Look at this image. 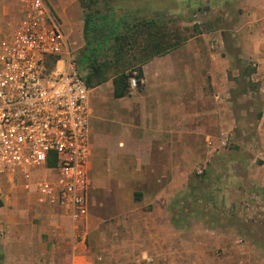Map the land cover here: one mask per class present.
Wrapping results in <instances>:
<instances>
[{
    "label": "crops",
    "instance_id": "0c3cea01",
    "mask_svg": "<svg viewBox=\"0 0 264 264\" xmlns=\"http://www.w3.org/2000/svg\"><path fill=\"white\" fill-rule=\"evenodd\" d=\"M44 1L66 39L77 36L83 44L79 0ZM233 2L241 20L236 44L228 36L225 40L221 29L200 32L126 76L88 87V214L78 227L119 236L114 258H125L121 264L127 258L136 263L133 259L140 256L148 257L147 264H264V174L248 199L235 201L239 191L234 188L228 201L211 203L221 210L210 213L219 215L216 227L201 213L210 203L179 200L189 193L187 185L200 159L187 140H210L218 131L228 136L235 124L228 100L234 91V57L228 45L254 62L256 73L247 81L257 83L264 115V0ZM20 12L19 0H0L1 25L12 18L18 22ZM13 27L0 29L8 32ZM261 121L264 131V118ZM262 134L258 140H263ZM240 158L236 160L243 162ZM0 198L5 264L12 250L16 264L39 255L42 264H84L81 243L64 242L61 210L40 202L34 189L25 190L20 176L0 174ZM97 209L96 217L92 210ZM140 232L147 237L139 244ZM237 236L240 245L234 244Z\"/></svg>",
    "mask_w": 264,
    "mask_h": 264
},
{
    "label": "built area",
    "instance_id": "2783aa9c",
    "mask_svg": "<svg viewBox=\"0 0 264 264\" xmlns=\"http://www.w3.org/2000/svg\"><path fill=\"white\" fill-rule=\"evenodd\" d=\"M19 1L18 22L0 29V174L20 176L74 229L88 214L89 88L45 1Z\"/></svg>",
    "mask_w": 264,
    "mask_h": 264
},
{
    "label": "rangeland",
    "instance_id": "374dc122",
    "mask_svg": "<svg viewBox=\"0 0 264 264\" xmlns=\"http://www.w3.org/2000/svg\"><path fill=\"white\" fill-rule=\"evenodd\" d=\"M211 1L212 0H149L147 5L149 9L146 11H154L160 15L165 14V20L168 18L173 20L177 19L169 23L168 26L170 29L175 27L182 28L187 36H194L198 35L200 32L207 33L209 31H217L216 33H218L221 29L223 30L222 33L224 37L226 36L224 39L228 41L230 38V40L232 39L234 44H236V38L241 37V35L237 33V27L240 26L241 20L240 17L235 16L236 7L233 0H215V3L214 1L212 2L214 4H211ZM130 2L131 0H123L122 7L126 8L130 5ZM134 4L138 5L139 0H134ZM179 5L182 6L180 14ZM237 5L238 2L236 6ZM177 7H179L178 10H176ZM160 10L164 11V13L160 12ZM237 12L239 14L242 13L241 9H238ZM9 20L3 25L0 24V27H3V29L11 28L17 22V19L13 20L12 18ZM79 40L80 38L77 36L69 41L67 40L69 50L75 59L78 56L80 48L83 46L82 42L80 43ZM228 50L234 57V91L228 100L232 104L231 109L233 111L235 124L229 134L228 132L223 133L228 134L226 140H223L224 136L219 131L216 136H211L210 140H187L190 150H195L200 159L187 185L189 193L179 198V200L184 199L187 201L195 198L197 200L200 199L203 203H210V205H206L205 203L208 207L202 208L201 213L208 217L206 222L213 224L215 227L219 224V215L217 218V216L211 215L210 213L216 211L219 213L221 210L219 208L213 209L211 203L228 201L229 198H232L230 195L233 194H231V192L234 188L236 191H239L237 194H234L235 201L248 199L249 195H252L254 191H256V189H252L255 188V183L259 182L264 174V169L261 167L264 163V160L261 159L262 152L264 151V138H262L263 140H258V138H261L263 135L262 133H264V131L260 130V126H263L261 120L264 118V115L260 108L261 101L260 95L258 94L259 88L257 83L252 80L247 81L248 76L256 73V68L253 67L254 62L242 58L243 56L240 48L232 44L231 46L228 45ZM223 55L226 54L223 53ZM222 142L225 144L222 145ZM238 157H243V162L236 160ZM249 175H253L255 179L250 181L251 176L249 177ZM250 190L252 194H250ZM260 194H262L261 200L264 201V194ZM92 212H95L96 217L97 213H100L99 209L92 210ZM239 214L240 213H237L238 216ZM62 219V223H64V227L62 228L66 229L67 232V237L64 236L66 238L64 242L72 240L74 245L79 242L81 243L80 249L85 255L84 264H87L85 262H88V264H119L120 262L121 264V260H125V258H119L118 261H115L117 259L114 258V254L119 253L120 241L119 236H113V232L107 234V232H104V229L102 231H97V229L85 231V228L78 226L72 229L69 221L64 217H62ZM238 226L241 227V224ZM100 228L101 226H99V229ZM43 236L45 239L48 237L45 233ZM146 237L147 235L140 232V234L137 235V243H142V240H145ZM239 237L240 236H237L234 240V244H241L236 242ZM68 246L69 245H67V247ZM13 251L14 250L11 251L12 255L9 259L5 260L8 261L6 264H16L17 259ZM25 259L26 260L21 264L43 263V258L40 255L37 257V261L32 260L33 258L31 262L29 261L30 258ZM133 260H137V262L133 264H147L148 257L140 256ZM55 263H57V261ZM0 264H5L1 252ZM122 264L132 263H130V260L127 258V261Z\"/></svg>",
    "mask_w": 264,
    "mask_h": 264
},
{
    "label": "trees",
    "instance_id": "16d2710c",
    "mask_svg": "<svg viewBox=\"0 0 264 264\" xmlns=\"http://www.w3.org/2000/svg\"><path fill=\"white\" fill-rule=\"evenodd\" d=\"M79 0L83 12V46L76 62L88 87L129 71L180 46L188 36L165 14L146 11L149 0ZM160 12H163L160 10ZM52 163V162H51Z\"/></svg>",
    "mask_w": 264,
    "mask_h": 264
}]
</instances>
